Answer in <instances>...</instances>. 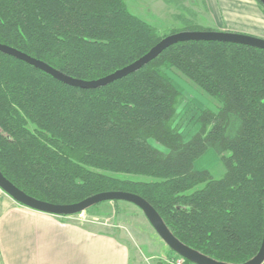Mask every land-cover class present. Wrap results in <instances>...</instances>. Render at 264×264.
Segmentation results:
<instances>
[{"label":"trees","instance_id":"obj_1","mask_svg":"<svg viewBox=\"0 0 264 264\" xmlns=\"http://www.w3.org/2000/svg\"><path fill=\"white\" fill-rule=\"evenodd\" d=\"M206 30L187 24L171 34ZM166 36L125 0H0L1 44L85 81L132 64ZM171 69L222 105L201 112L188 141L173 126L180 93ZM234 119L240 124L230 136ZM210 149L227 154L222 178L195 168ZM0 171L55 205L108 191L137 194L185 245L243 264L264 237V50L180 42L98 89L66 85L0 52Z\"/></svg>","mask_w":264,"mask_h":264},{"label":"crops","instance_id":"obj_2","mask_svg":"<svg viewBox=\"0 0 264 264\" xmlns=\"http://www.w3.org/2000/svg\"><path fill=\"white\" fill-rule=\"evenodd\" d=\"M164 1L176 7L177 28L193 23L264 39V8L256 0ZM117 204L82 221L23 206L0 188V264H148L153 256L175 257L162 248L149 255L122 218L115 217L117 232L104 222Z\"/></svg>","mask_w":264,"mask_h":264},{"label":"water","instance_id":"obj_3","mask_svg":"<svg viewBox=\"0 0 264 264\" xmlns=\"http://www.w3.org/2000/svg\"><path fill=\"white\" fill-rule=\"evenodd\" d=\"M264 5V0H260ZM186 41H217L225 43H234L246 45L254 48L264 50V39L224 31H181L178 33L170 34L164 37L156 46H154L147 54L133 62L132 64L117 70L116 72L100 78L98 80L85 81L77 78H73L49 64L33 58L13 47L0 43V52L12 56L18 60H21L47 74L54 79L81 89H98L107 86L115 81L123 79L130 74H133L143 67L151 63L158 58L169 47ZM0 188L12 197L15 201L23 206L31 208L33 210L51 214L55 216H73L79 213L85 212L91 207L101 204L103 202L124 201L137 206L145 215L155 232L162 239V241L177 255L183 257L192 264H231L226 262L216 261L201 252L192 249L181 242L169 229L165 221L158 213V211L144 198L137 194L124 191H108L95 194L84 199L81 202L70 205H55L47 202L40 201L27 195L24 191L15 186L9 181L3 173L0 171ZM243 264H264V237L262 246L258 254L251 260Z\"/></svg>","mask_w":264,"mask_h":264},{"label":"rangeland","instance_id":"obj_4","mask_svg":"<svg viewBox=\"0 0 264 264\" xmlns=\"http://www.w3.org/2000/svg\"><path fill=\"white\" fill-rule=\"evenodd\" d=\"M132 13L150 23L156 27L161 36L170 35L175 30H182L183 28H177L179 24H175L176 19V7L171 4H167L164 0H125ZM195 25L193 23H189ZM183 26V25H182ZM201 27L199 25H195ZM202 28V27H201ZM204 29V28H203ZM207 31V30H206ZM212 31V30H211ZM168 75L172 78L173 84L180 93L179 102L177 104V112L174 119L173 126L182 135V137L188 141L199 130L200 124L198 118L204 109H211L218 112L221 108V102L214 97L205 93L200 87L195 85L192 81L186 78L176 69L167 71ZM239 121L234 119L232 125L229 128V135L233 136L239 127ZM32 128V126H30ZM155 144V143H153ZM156 145V144H155ZM157 147L161 148L159 145ZM162 149V148H161ZM166 152V150L162 149ZM222 154H217L213 149H210L202 158H200L195 165L197 170H208L215 179L222 178L226 172V169L221 160ZM110 175L127 180L133 181H148V177L114 174ZM148 179V180H147ZM109 202H103L96 206L93 210L87 211L86 214L89 217H93L95 210H103L107 208ZM117 207L112 210L104 222L114 226L113 230L119 231L115 217L118 219H124L126 227L129 231L133 232L134 237L142 243L144 251L149 255H157L162 249L170 251L172 250L162 241V239L155 232L149 221L146 219L143 212L134 204L119 201ZM120 206V207H119ZM157 253V254H155ZM166 257V256H165ZM162 255L153 256L148 260V264H166ZM147 263V262H146Z\"/></svg>","mask_w":264,"mask_h":264},{"label":"built area","instance_id":"obj_5","mask_svg":"<svg viewBox=\"0 0 264 264\" xmlns=\"http://www.w3.org/2000/svg\"><path fill=\"white\" fill-rule=\"evenodd\" d=\"M76 216L82 221L88 220V216L86 214V211L79 213ZM186 261H187L186 259H184L183 257H181L179 255H177L175 257H171V258L169 257L165 260L166 264H188Z\"/></svg>","mask_w":264,"mask_h":264}]
</instances>
